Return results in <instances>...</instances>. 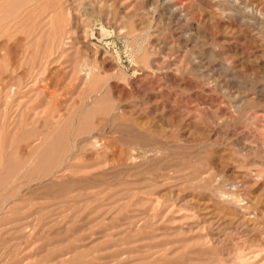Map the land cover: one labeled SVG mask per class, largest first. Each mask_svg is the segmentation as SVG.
<instances>
[{
	"label": "rangeland",
	"instance_id": "rangeland-1",
	"mask_svg": "<svg viewBox=\"0 0 264 264\" xmlns=\"http://www.w3.org/2000/svg\"><path fill=\"white\" fill-rule=\"evenodd\" d=\"M0 264H264V0H0Z\"/></svg>",
	"mask_w": 264,
	"mask_h": 264
},
{
	"label": "bare ground",
	"instance_id": "bare-ground-1",
	"mask_svg": "<svg viewBox=\"0 0 264 264\" xmlns=\"http://www.w3.org/2000/svg\"><path fill=\"white\" fill-rule=\"evenodd\" d=\"M162 3V2H161ZM139 159V158H138ZM60 171V170H59ZM58 174V173H57ZM56 175V174H55ZM54 176V175H53ZM4 207V206H3Z\"/></svg>",
	"mask_w": 264,
	"mask_h": 264
}]
</instances>
